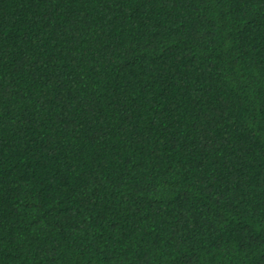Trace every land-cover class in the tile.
Segmentation results:
<instances>
[{
  "label": "trees",
  "instance_id": "1",
  "mask_svg": "<svg viewBox=\"0 0 264 264\" xmlns=\"http://www.w3.org/2000/svg\"><path fill=\"white\" fill-rule=\"evenodd\" d=\"M0 264H264V0H0Z\"/></svg>",
  "mask_w": 264,
  "mask_h": 264
}]
</instances>
